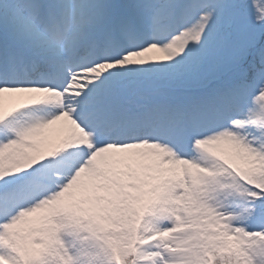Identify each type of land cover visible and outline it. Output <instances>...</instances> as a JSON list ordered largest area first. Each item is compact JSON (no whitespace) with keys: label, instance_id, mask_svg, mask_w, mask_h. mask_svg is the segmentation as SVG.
<instances>
[{"label":"snow or ice","instance_id":"1","mask_svg":"<svg viewBox=\"0 0 264 264\" xmlns=\"http://www.w3.org/2000/svg\"><path fill=\"white\" fill-rule=\"evenodd\" d=\"M0 264H264V0H0Z\"/></svg>","mask_w":264,"mask_h":264}]
</instances>
